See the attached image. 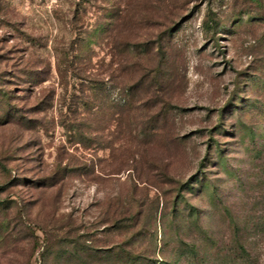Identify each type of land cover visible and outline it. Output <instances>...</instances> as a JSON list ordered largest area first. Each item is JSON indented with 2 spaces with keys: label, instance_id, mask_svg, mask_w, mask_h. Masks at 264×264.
Masks as SVG:
<instances>
[{
  "label": "rangeland",
  "instance_id": "rangeland-1",
  "mask_svg": "<svg viewBox=\"0 0 264 264\" xmlns=\"http://www.w3.org/2000/svg\"><path fill=\"white\" fill-rule=\"evenodd\" d=\"M186 242L264 263V0H0V264Z\"/></svg>",
  "mask_w": 264,
  "mask_h": 264
},
{
  "label": "trees",
  "instance_id": "trees-1",
  "mask_svg": "<svg viewBox=\"0 0 264 264\" xmlns=\"http://www.w3.org/2000/svg\"><path fill=\"white\" fill-rule=\"evenodd\" d=\"M117 248H120L119 245ZM122 249L123 254H117L114 264H171L164 258H154L157 245L153 249L144 251H138V249L132 251L130 248L123 247ZM234 252L236 253L237 258L230 260V264H264L260 262V258H253L254 255L252 250L248 249L244 244H239ZM211 253L212 252L207 247L196 244V242H186L185 248L182 252V254L186 256L184 264H210L211 259L213 260L214 258L215 261L218 260V253Z\"/></svg>",
  "mask_w": 264,
  "mask_h": 264
}]
</instances>
